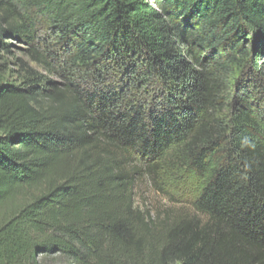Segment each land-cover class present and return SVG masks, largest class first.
<instances>
[{"label":"trees","instance_id":"obj_1","mask_svg":"<svg viewBox=\"0 0 264 264\" xmlns=\"http://www.w3.org/2000/svg\"><path fill=\"white\" fill-rule=\"evenodd\" d=\"M261 57L264 0H0V264H264ZM188 174L196 217L136 207Z\"/></svg>","mask_w":264,"mask_h":264},{"label":"rangeland","instance_id":"obj_2","mask_svg":"<svg viewBox=\"0 0 264 264\" xmlns=\"http://www.w3.org/2000/svg\"><path fill=\"white\" fill-rule=\"evenodd\" d=\"M38 22L37 31L39 32L38 35H40L45 32L46 23L42 18L38 19ZM7 42L13 44L15 47L12 48L11 54H3L1 75L4 83L18 87L32 74L42 75L57 82L61 80L57 75L58 72H61L60 65L57 62L53 63V69L51 72H48L43 67L31 62L24 52L28 48L27 46L18 44L14 39H9ZM49 45L54 44L50 42ZM261 63H264V57H261ZM243 86L247 87L248 83H243ZM234 92L232 91L233 94ZM257 100L258 105H260L261 116L264 118V97L261 96L254 101ZM233 103L231 102L232 106H234ZM184 185L185 189L181 190L172 189L168 186L160 190L147 179H142L138 181L135 191L136 207L151 212L152 217L158 221L166 219L168 222H172L177 217H196L197 215L192 207V198L196 185L193 174H188L187 183ZM201 219L204 220V218ZM40 260L44 261L45 264H74L64 256L41 257Z\"/></svg>","mask_w":264,"mask_h":264}]
</instances>
